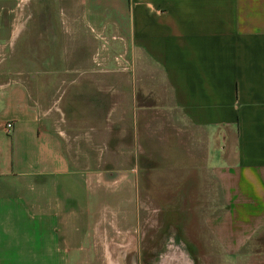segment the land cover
<instances>
[{"label":"crops","instance_id":"crops-1","mask_svg":"<svg viewBox=\"0 0 264 264\" xmlns=\"http://www.w3.org/2000/svg\"><path fill=\"white\" fill-rule=\"evenodd\" d=\"M25 2L0 0V264L119 262L202 150L210 235L264 264V0Z\"/></svg>","mask_w":264,"mask_h":264},{"label":"rangeland","instance_id":"rangeland-1","mask_svg":"<svg viewBox=\"0 0 264 264\" xmlns=\"http://www.w3.org/2000/svg\"><path fill=\"white\" fill-rule=\"evenodd\" d=\"M20 2H25L26 11L36 5V0ZM204 159L202 150L200 166L195 161L187 167L180 161L178 167L158 169L152 177V198L139 201L147 209L138 217L141 231L136 235L140 237L131 246L109 248L120 259L112 264H227L223 249L217 247L206 225L209 217L220 212L222 201L209 183ZM187 178L194 183L183 194ZM258 249L263 250L264 245L252 248ZM98 250L99 255L104 251Z\"/></svg>","mask_w":264,"mask_h":264},{"label":"built area","instance_id":"built-area-1","mask_svg":"<svg viewBox=\"0 0 264 264\" xmlns=\"http://www.w3.org/2000/svg\"><path fill=\"white\" fill-rule=\"evenodd\" d=\"M5 130L7 132V134H11L12 130H13V124L12 122H8L5 124Z\"/></svg>","mask_w":264,"mask_h":264}]
</instances>
